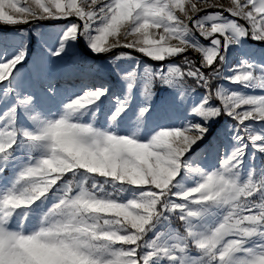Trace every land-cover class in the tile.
<instances>
[{"label":"snow or ice","instance_id":"obj_1","mask_svg":"<svg viewBox=\"0 0 264 264\" xmlns=\"http://www.w3.org/2000/svg\"><path fill=\"white\" fill-rule=\"evenodd\" d=\"M0 25V264H264V0H0Z\"/></svg>","mask_w":264,"mask_h":264},{"label":"rangeland","instance_id":"obj_2","mask_svg":"<svg viewBox=\"0 0 264 264\" xmlns=\"http://www.w3.org/2000/svg\"><path fill=\"white\" fill-rule=\"evenodd\" d=\"M22 3H26L28 2V0H21ZM222 3H228V0H221ZM42 28V30L48 34L49 39H51V36L54 35L56 32L59 31L60 25L57 23H49L48 25H41L40 26ZM14 30H3L0 29V36H4L7 35L9 37H11L13 35ZM33 43H35L34 38H33ZM249 47L250 50L259 54L261 52V50H264V44H259L256 45L254 43H251L249 41ZM85 51H87V49L84 47L83 42H81L80 44V52L82 55H86L88 57L87 62L89 64H96V65H102L104 63L103 58H99V59H93L91 57H89L87 54H85ZM242 53V50L240 49H232L230 50V52L228 53V55L232 58L233 61H236L238 56ZM23 73L27 72V68L22 69L21 70ZM102 75L106 76V79L109 81L110 86L112 88L113 91H116L119 88V85L117 83L118 81V77L115 76V74L113 73L112 75H106L105 73H102ZM69 87L72 86V82L69 81L68 85ZM157 87V95L156 97H154L155 103L157 106L162 105L164 103H166L167 97H168V91L166 89H162L159 88V85L156 86ZM137 99H139V95H137L136 97ZM110 105V100H106L105 101V105H104V109H108ZM184 113H182L180 110H176L173 113H171L167 119H169L170 121H178L179 119H181L183 117ZM154 118L156 119H160L161 118V113L159 111H157L154 115ZM126 123H131V121H126ZM228 123V121L225 120H221L218 124L214 125L212 128V136L215 137L218 134H222L224 132V128L226 126V124ZM98 126H100L98 124ZM116 131H120L121 130V125L119 123H117L115 125ZM211 139V137L209 138ZM200 160L211 164L213 162V157L210 154H203L200 157ZM257 165H260L261 163H264V160L262 159H257L256 161ZM176 224H180L179 221H175L173 224V227L178 229ZM181 226V224H180ZM182 228V226H181Z\"/></svg>","mask_w":264,"mask_h":264},{"label":"water","instance_id":"obj_3","mask_svg":"<svg viewBox=\"0 0 264 264\" xmlns=\"http://www.w3.org/2000/svg\"><path fill=\"white\" fill-rule=\"evenodd\" d=\"M49 23H45L44 25H48ZM0 29H3V30H14V28L13 27H11V26H3V25H0ZM251 43H254V44H256V45H259V44H257V43H255V42H252V41H250ZM85 54H87L89 57H91V58H93V59H99V58H96V57H92L91 56V54L90 53H88L87 51H85ZM102 58V57H101Z\"/></svg>","mask_w":264,"mask_h":264},{"label":"trees","instance_id":"obj_4","mask_svg":"<svg viewBox=\"0 0 264 264\" xmlns=\"http://www.w3.org/2000/svg\"><path fill=\"white\" fill-rule=\"evenodd\" d=\"M179 230H182L180 224H176Z\"/></svg>","mask_w":264,"mask_h":264}]
</instances>
